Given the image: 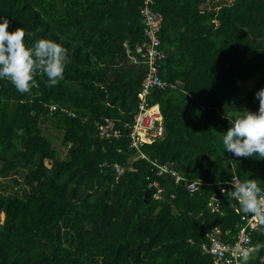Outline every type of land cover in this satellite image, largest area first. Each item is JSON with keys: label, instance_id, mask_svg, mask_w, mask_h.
<instances>
[{"label": "trees", "instance_id": "trees-1", "mask_svg": "<svg viewBox=\"0 0 264 264\" xmlns=\"http://www.w3.org/2000/svg\"><path fill=\"white\" fill-rule=\"evenodd\" d=\"M143 5L0 0V18L9 31L23 28L26 46L47 38L67 50L55 85L42 70L24 93L0 78V187L21 189L0 191V264H216L201 249L207 233L219 228L230 241L245 214L227 182L238 175L264 189V158L233 156L221 139L242 109L259 106L264 0H155L165 84L148 99L165 133L138 149L126 124L149 71L136 49L146 40ZM107 122L110 136L100 129ZM44 126L62 133L59 147ZM154 161L203 183L190 192L156 175ZM155 179L165 198L155 197ZM248 262L264 264L261 222Z\"/></svg>", "mask_w": 264, "mask_h": 264}, {"label": "clouds", "instance_id": "clouds-1", "mask_svg": "<svg viewBox=\"0 0 264 264\" xmlns=\"http://www.w3.org/2000/svg\"><path fill=\"white\" fill-rule=\"evenodd\" d=\"M8 26V19L0 18V78L9 79L17 91L24 93L30 90L34 72L42 70L48 78L47 83L55 85L62 77L67 50L47 38L37 39L32 46H26L23 28L9 31ZM255 96L258 109H242L223 131V150L233 156L264 158V87ZM229 195L239 202L244 213H252L264 224V190L256 179L248 178L233 184ZM251 250L241 251V264H246Z\"/></svg>", "mask_w": 264, "mask_h": 264}, {"label": "built area", "instance_id": "built-area-1", "mask_svg": "<svg viewBox=\"0 0 264 264\" xmlns=\"http://www.w3.org/2000/svg\"><path fill=\"white\" fill-rule=\"evenodd\" d=\"M155 0H144L142 6L143 21L145 23L146 40L137 44V53L141 54L142 60L147 63L149 71L144 78L141 90L138 91V110L135 114L134 121L129 126L130 146L141 148L146 143H152L163 138L165 133L164 116L159 104H150L148 93L154 85H164L165 82L160 77L161 58L165 56L164 50L160 49L161 38L159 32L161 28L162 15H158L153 11ZM134 61H140L138 55H131ZM106 121H108L106 119ZM109 124L102 123L100 125L101 132L110 136L111 131ZM115 136H121L123 133L119 129H115ZM142 156H145L142 153ZM155 174L158 176H168L172 178L175 184H186L190 192H194L202 185L203 180L188 179L172 162L158 163ZM118 171L120 167L116 168ZM242 181L238 175H234L227 183L236 184ZM150 186H155V197L158 199L165 198L166 187L161 185L159 180H151ZM264 190V189H263ZM174 196V195H173ZM209 207L212 210H219L220 203L216 197H212L209 201ZM264 215V213H262ZM261 220L252 213H245L237 232L233 235V239L226 241L220 234V229L216 228L207 233L206 239L201 244L204 253L209 254L216 264H241V251L244 249H252V235L258 229ZM239 246V247H238ZM251 252V251H250ZM249 252V255H250ZM246 264H249L248 260Z\"/></svg>", "mask_w": 264, "mask_h": 264}, {"label": "rangeland", "instance_id": "rangeland-1", "mask_svg": "<svg viewBox=\"0 0 264 264\" xmlns=\"http://www.w3.org/2000/svg\"><path fill=\"white\" fill-rule=\"evenodd\" d=\"M44 130L47 132V136L54 137L53 143H54V145H56V147H59L60 141L62 139V133L60 131L54 130L53 128L50 129V131H47V126L46 127L44 126ZM19 176H20V174H19ZM5 184H6L5 187H3V188L0 187V191H3V190L6 189L7 191L8 190L9 191H15V192H18V193L21 192L20 188L19 189H13L11 186L7 185V183H5Z\"/></svg>", "mask_w": 264, "mask_h": 264}, {"label": "water", "instance_id": "water-1", "mask_svg": "<svg viewBox=\"0 0 264 264\" xmlns=\"http://www.w3.org/2000/svg\"><path fill=\"white\" fill-rule=\"evenodd\" d=\"M145 196H146V198L149 197V190L146 191Z\"/></svg>", "mask_w": 264, "mask_h": 264}, {"label": "bare ground", "instance_id": "bare-ground-1", "mask_svg": "<svg viewBox=\"0 0 264 264\" xmlns=\"http://www.w3.org/2000/svg\"><path fill=\"white\" fill-rule=\"evenodd\" d=\"M163 44V43H162ZM162 46V45H161Z\"/></svg>", "mask_w": 264, "mask_h": 264}, {"label": "crops", "instance_id": "crops-1", "mask_svg": "<svg viewBox=\"0 0 264 264\" xmlns=\"http://www.w3.org/2000/svg\"><path fill=\"white\" fill-rule=\"evenodd\" d=\"M260 225V224H259ZM259 228V227H258Z\"/></svg>", "mask_w": 264, "mask_h": 264}]
</instances>
